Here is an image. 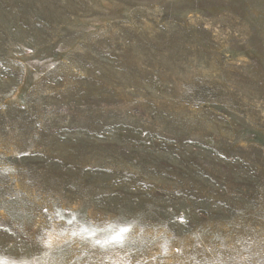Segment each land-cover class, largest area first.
<instances>
[{"label":"rangeland","instance_id":"rangeland-1","mask_svg":"<svg viewBox=\"0 0 264 264\" xmlns=\"http://www.w3.org/2000/svg\"><path fill=\"white\" fill-rule=\"evenodd\" d=\"M0 262L264 264V0H0Z\"/></svg>","mask_w":264,"mask_h":264},{"label":"snow or ice","instance_id":"snow-or-ice-1","mask_svg":"<svg viewBox=\"0 0 264 264\" xmlns=\"http://www.w3.org/2000/svg\"><path fill=\"white\" fill-rule=\"evenodd\" d=\"M128 229L127 228H121L119 229L118 232H116L115 234L111 235L108 239L104 240L103 242H101L100 240H96V243L97 244H108V243H111L113 241H116V242H120L122 240V234L127 232ZM81 232H84V233H87V235L89 236H94L96 233L95 231H89L87 228H83L81 229ZM78 233H73V235H77ZM0 264H3V262H0Z\"/></svg>","mask_w":264,"mask_h":264}]
</instances>
